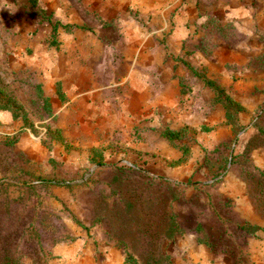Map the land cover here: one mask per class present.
Listing matches in <instances>:
<instances>
[{
    "label": "rangeland",
    "instance_id": "rangeland-1",
    "mask_svg": "<svg viewBox=\"0 0 264 264\" xmlns=\"http://www.w3.org/2000/svg\"><path fill=\"white\" fill-rule=\"evenodd\" d=\"M50 11L52 22L83 17L72 0H0V98L15 103V114L0 110V264H104L114 249L130 264H190L177 249L189 238L211 264H258L250 243L264 237V170L256 149L247 162L242 156L257 131H214L224 108L210 88L202 92L205 69L164 55L173 51L165 37L149 57L150 118L144 126L126 119L129 56L97 53L84 32L66 34L62 24L52 36ZM163 80L181 91L176 108L190 98L201 106L193 123L179 124L174 105L157 102ZM207 98L213 123L203 118ZM232 176L251 210L230 196ZM171 218L182 231L166 238ZM60 246L72 251L67 261Z\"/></svg>",
    "mask_w": 264,
    "mask_h": 264
},
{
    "label": "crops",
    "instance_id": "crops-1",
    "mask_svg": "<svg viewBox=\"0 0 264 264\" xmlns=\"http://www.w3.org/2000/svg\"><path fill=\"white\" fill-rule=\"evenodd\" d=\"M72 1L83 17L76 22L58 21L62 24L59 27L66 34H74L75 30L82 31L90 42L93 41L90 44L97 53H116L117 56L122 52L124 56H129L126 119H140L144 126L150 118L149 57L151 49L157 54L160 50L151 48L153 41L165 37L166 45L173 51L163 49V54L185 57L184 60L187 59L194 68H204L205 80L215 81L242 105L243 111L237 117L239 125L245 127L244 131H257L251 125V119L264 104V0ZM119 7L125 8L122 16L119 14ZM129 7L139 11L138 17L127 12ZM51 14L53 12L50 11L48 16ZM65 25L69 27V31L63 27ZM118 30L121 39L126 41L125 46L118 44ZM203 41L205 43L202 45ZM201 83L202 87H206L202 92L207 93V85L203 81ZM159 85L155 98L157 102L175 107L181 95L179 87L168 80L161 81ZM209 99L212 101L213 96H209ZM206 101L203 118L213 123L214 107H209L208 98ZM188 104V108L184 110L175 107L172 111V116L178 117L179 124L193 123L192 116L199 117L197 108L201 106L195 105L193 98H190ZM207 108L210 110L208 114ZM219 118L222 124L214 131H231V125L224 121V113H219ZM252 156L254 164L264 170V148L254 150ZM225 183L227 187H233L234 194L230 196L238 197L243 211L251 210L243 183L236 182L234 176L226 179ZM236 185L238 190L235 189ZM253 222L257 223L255 220ZM185 240L187 241H178L177 249L186 253L185 257L190 259V264H211L212 256L207 248L197 246L193 238ZM250 246L254 260L258 264H264V237L251 241ZM57 252L62 261H67L72 254L65 246L57 247ZM124 258L114 249L106 255L104 264H125ZM223 261L222 258L213 264ZM93 262L95 264L94 259Z\"/></svg>",
    "mask_w": 264,
    "mask_h": 264
},
{
    "label": "trees",
    "instance_id": "trees-1",
    "mask_svg": "<svg viewBox=\"0 0 264 264\" xmlns=\"http://www.w3.org/2000/svg\"><path fill=\"white\" fill-rule=\"evenodd\" d=\"M48 23L52 25V36L56 34V30L60 23L58 21L52 23L50 16H47ZM64 28H69L67 25L63 26ZM204 84L207 85L208 88H210L214 94V101L220 104L224 108V117L225 120L231 124L233 131H241L244 128H242L241 125L238 123V114L243 111V107L235 101L229 94L225 92L223 88L218 86L214 81L210 80H203ZM37 92L40 95V97H44V99L48 100L47 97L43 95L41 86L39 85L37 87ZM13 102H6L1 100L0 98V110L1 111H9L13 112L15 114V107ZM13 118H17L16 115H13ZM252 125L257 129V133L248 141L247 145L245 146L243 156V162H247L248 155L254 150L259 147H264V105L260 107V109L255 113V115L252 117ZM164 136L169 141H177L179 142V139L177 138L178 134L172 132V131H165ZM180 148L183 146L179 142L178 145ZM224 165H222L221 171L219 173H222L226 170L227 163L229 159L226 157L224 159ZM249 164V162H248ZM182 229L180 226L175 222L174 218H171L169 220V227L165 230V236L166 238H172L175 234L181 233ZM131 257L129 255H126L124 258L125 264H130ZM16 264V263H14ZM144 264H162L160 260H148L145 261Z\"/></svg>",
    "mask_w": 264,
    "mask_h": 264
}]
</instances>
